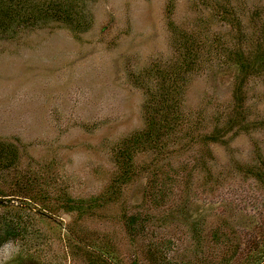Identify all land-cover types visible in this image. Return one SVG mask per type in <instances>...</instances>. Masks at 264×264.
I'll use <instances>...</instances> for the list:
<instances>
[{
    "label": "rangeland",
    "instance_id": "rangeland-1",
    "mask_svg": "<svg viewBox=\"0 0 264 264\" xmlns=\"http://www.w3.org/2000/svg\"><path fill=\"white\" fill-rule=\"evenodd\" d=\"M219 1V8L233 9L244 34L251 33L252 16H264V0H76L81 28L48 22L0 40V141L18 147V166L50 164L60 186L83 196L100 193L114 170L111 147L145 125L146 95L134 75L174 52L167 8L187 33L204 29L202 36L209 41L221 35L231 42L239 33L219 17ZM235 75L232 64L217 55L193 76L186 110L202 117V124L191 139L176 145L179 151L172 161L163 163L170 205L188 202L190 219L197 217L206 231L223 217H231L243 231L255 229L256 221L263 224L264 191L236 167L259 164L258 158H264V72L247 84L239 114H232L231 108ZM229 117H246V127L225 131ZM253 121L263 124L253 126ZM218 129L223 130L216 136H222L220 142L202 141L204 134ZM149 179L144 176L128 185L127 204L122 198L121 207L114 210L140 205ZM4 210L0 207V214ZM183 217L177 213L175 224H161L162 229L152 226L171 236L182 255L191 234ZM69 221V215L56 212L46 225L38 223L42 241L31 233L6 242L0 247V264H85L73 258L66 228L60 230ZM84 224L91 231L114 234L123 264H131L136 248L130 246L116 214L108 212Z\"/></svg>",
    "mask_w": 264,
    "mask_h": 264
},
{
    "label": "trees",
    "instance_id": "trees-1",
    "mask_svg": "<svg viewBox=\"0 0 264 264\" xmlns=\"http://www.w3.org/2000/svg\"><path fill=\"white\" fill-rule=\"evenodd\" d=\"M75 3L76 0H0V40L12 39L26 29L39 28L48 22H61L76 29L80 27V13ZM219 6L220 1L217 8ZM218 12L221 19L236 28L238 39L224 41L221 35H215L209 41L202 36L204 29L202 33H187L175 24L174 11L167 8L174 52L169 59L149 63L134 75L135 82L146 95L145 125L111 147L114 170L100 193L83 196L71 192L68 186H60L59 175L50 172V164L20 168L18 147L0 141V207L5 208L0 214V247L31 233L42 241L44 237L38 223L46 225L50 216L59 212L70 216L69 223L60 230L66 228L73 258L85 264H123L121 245L114 234L91 231L84 224L110 212L117 215V222L130 246L136 248L131 264H264V217L261 218L263 224L256 221V228L249 231L238 229L231 217H223L206 231L200 226V220L195 219L197 217L190 219L188 202L170 205L167 174L161 175L163 163H169L178 153L176 145L191 139L203 121L202 117H192L186 110L193 76L200 73L210 59L217 55L225 57L236 69L231 108L232 114L234 111L239 114L245 107L247 84L264 72V16L261 13L252 16L248 35L244 34L243 24L232 8L222 5ZM242 120L246 117L241 121L229 117L230 124L227 123L224 130L245 128ZM256 122L251 125L259 124ZM222 131L204 134L201 139L204 143L220 142L222 136H216L222 135ZM258 160L259 164L239 163L236 168L254 179L264 191V158L260 156ZM186 168L188 165L184 170ZM144 176L150 179L143 202L134 210H114L118 205L121 207L122 198L127 204L126 187ZM14 200L19 204L11 203ZM152 209L163 210V213L156 214ZM177 213L185 217L182 219L191 232L189 247L183 255L171 236L156 231L162 229L161 224H175ZM155 223L157 229L152 227Z\"/></svg>",
    "mask_w": 264,
    "mask_h": 264
}]
</instances>
